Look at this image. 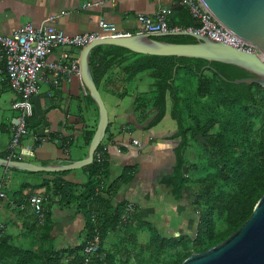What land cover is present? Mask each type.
Segmentation results:
<instances>
[{
	"label": "crops",
	"instance_id": "crops-1",
	"mask_svg": "<svg viewBox=\"0 0 264 264\" xmlns=\"http://www.w3.org/2000/svg\"><path fill=\"white\" fill-rule=\"evenodd\" d=\"M86 2L98 4L83 7ZM182 8L188 10L178 0H0V32L10 34L25 22L40 25L48 16L54 15V26L66 34L99 33L100 20L113 23L122 33H136L143 29L138 15L153 16L162 9H169L167 19L170 26L172 21H182L179 12ZM174 27L180 28L178 25ZM58 52L59 49H53L47 60H56ZM78 54L79 49H70L71 57ZM70 61L68 59L65 63L70 66ZM155 82L150 69L139 71L129 79L123 65L117 63L98 82L109 121L100 143L102 158L97 160L95 156L100 164L99 173L93 177L96 192L108 198L112 205L126 202L123 214L128 204L133 203L135 206L134 212L122 224L126 228L121 232H117V229L108 231L100 237L99 246L104 254L106 251L119 253L122 250L120 240L113 242L114 234L134 238L130 227L138 214L145 223H148V219L154 220V227L160 234L163 228L168 230V236L195 232L196 224L194 231L187 230L196 217L191 208V193L186 191L182 199L175 200L160 183L162 176L172 172L174 149L179 140L174 137L177 128L169 114V104L161 120L148 127L154 114L151 107ZM37 85L36 93L28 99L29 132L23 138L24 144L33 149V155L24 156L21 161L47 166L84 158L89 144L86 132L96 128L98 109L91 102L79 74L71 73L67 78L65 73L60 72L53 81L51 73L44 68L39 74ZM21 99L5 76V64L0 56V157L7 160L19 114L17 105ZM135 106H142V109L135 110ZM33 137L36 140H32ZM127 168H131L132 176L123 182L121 179L128 177L125 173ZM56 179L73 182L78 187L87 181L88 176L82 167L45 172L0 166V189L6 195L0 198V228L19 236L24 230L35 228L36 231H46L49 226L51 242L56 250L73 248L85 241L86 216L76 206H67L60 201V195L53 189ZM113 185L114 193L111 194ZM32 193L44 197L46 212L42 222H39L27 203ZM156 202L173 206L186 215L184 220L174 223L165 220L163 224L161 220H155V213L161 207L164 210L163 205L157 207ZM135 242L138 244L136 238ZM47 244L48 241H45L44 245Z\"/></svg>",
	"mask_w": 264,
	"mask_h": 264
},
{
	"label": "trees",
	"instance_id": "trees-1",
	"mask_svg": "<svg viewBox=\"0 0 264 264\" xmlns=\"http://www.w3.org/2000/svg\"><path fill=\"white\" fill-rule=\"evenodd\" d=\"M179 12L182 21H172L170 27L178 25L184 30L194 26L188 10L182 8ZM154 38L175 43L195 41L184 34ZM115 63L123 65L129 79L139 71L151 70L156 89L152 94L154 114L148 127L161 120L169 104V114L177 128L174 137L179 141L174 149L172 172L162 176L160 183L175 200L182 199L186 191L191 193L196 227L192 235L179 233L166 237H161L155 228L156 233L142 244H136L134 235V238L121 236L123 248L119 253L106 251L103 260L93 257L90 264H180L191 253L210 248L238 229L264 191V88L258 83L232 82L253 76L234 64L143 54L117 45H97L90 51L89 65L97 87ZM192 74L197 80L194 86ZM140 109L142 106H135V110ZM86 133L88 144L94 130ZM195 140L198 148L186 159L184 151ZM100 147L101 144L97 150ZM82 168L88 176L83 185L77 187L73 182L56 179L53 189L60 195V201L76 206L86 216L85 241L73 248L56 250L49 226L46 231L27 229L19 236L5 232L2 227L0 264H85L83 247L95 228L103 237L126 223L121 220L126 202L112 205L96 192L93 177L99 173L100 164L95 155L93 162ZM125 173L128 177L121 179L123 182L131 179V168ZM94 212H98L97 223L92 220ZM28 234L31 236L26 240ZM132 241L138 249L128 248L127 242ZM99 251L103 252L101 246Z\"/></svg>",
	"mask_w": 264,
	"mask_h": 264
},
{
	"label": "water",
	"instance_id": "water-1",
	"mask_svg": "<svg viewBox=\"0 0 264 264\" xmlns=\"http://www.w3.org/2000/svg\"><path fill=\"white\" fill-rule=\"evenodd\" d=\"M201 1L221 25L253 45L257 51L240 50L208 36L183 29L167 33L136 32L126 36L93 39L81 47L78 54L79 76L98 109L96 128L88 144L86 156L80 160L69 161L67 164L47 166L0 157V166L30 171L59 172L75 170L92 163L94 152L104 138L109 121L108 111L93 80L89 65L90 51L97 45H117L143 54L203 58L209 61L234 64L253 76L234 79L232 82L258 83L264 88V0ZM192 23L197 25L200 22L193 19ZM168 34L189 35L195 41L175 43L154 38V36ZM180 264H264V191L255 203L251 215L238 229L210 248L191 253Z\"/></svg>",
	"mask_w": 264,
	"mask_h": 264
},
{
	"label": "built area",
	"instance_id": "built-area-1",
	"mask_svg": "<svg viewBox=\"0 0 264 264\" xmlns=\"http://www.w3.org/2000/svg\"><path fill=\"white\" fill-rule=\"evenodd\" d=\"M186 7L192 17L200 23L190 26L184 30H189L195 34L208 36L220 42H224L237 49L252 52L257 49L248 42L240 39L231 31L221 25L213 15L203 5L201 0H178ZM98 4L97 2H86L83 7ZM169 9H162L153 16L138 15L137 19L143 24V29L138 32L146 33H167L180 30V28L170 27L167 16ZM56 16H48L40 25H34L25 22L10 34L0 32V56L5 64V76L11 88L21 96L18 102L19 114L16 117V125L9 148L10 156L8 160L21 161L24 156H32L33 149L29 145L23 144V138L28 135L26 118L29 114V98L36 93L38 89L39 74L46 68L52 75L53 81L60 72L66 74L69 78L71 73L79 74L78 56L71 57L70 49H81L89 41L108 36H126L131 33L120 32L113 23L100 20L98 25L100 32H86L82 34H66L64 31L56 28L53 24ZM59 49L57 59L48 61L47 56L53 51ZM70 59V66L65 62ZM22 140V141H21ZM32 140H36L33 137ZM15 150L17 153L15 154ZM102 151L100 149L94 152L97 160H101ZM5 193L0 189V198L5 197ZM27 203L31 210L36 214L39 222L43 221L46 209L44 208V197L38 193H32L27 198ZM135 210L133 203L127 205L122 216L125 222L127 217ZM94 223H97L96 215L92 217ZM100 233L95 228L91 237L86 240L84 246V261L89 264L93 257L103 260L105 254L99 251Z\"/></svg>",
	"mask_w": 264,
	"mask_h": 264
},
{
	"label": "rangeland",
	"instance_id": "rangeland-1",
	"mask_svg": "<svg viewBox=\"0 0 264 264\" xmlns=\"http://www.w3.org/2000/svg\"><path fill=\"white\" fill-rule=\"evenodd\" d=\"M207 74H209V72H206ZM191 77L194 79L193 80V85L192 86H194L195 85V80H196V76L195 75H191ZM197 81V80H196ZM96 127V126H95ZM95 130V129H94ZM197 141L195 140V142L194 141H191L190 143H189V145L186 147V149H185V151H184V156H185V158L187 159V157L188 158H190V155H191V153H193V152H195L196 151V149L198 148V143H196ZM22 143L24 144V142L22 141ZM193 143H195L194 145H193ZM74 147V146H73ZM163 205V209L164 210H162V207H161V209H159L156 213H155V220H157V221H159V220H161L162 222V224L164 223V221L165 220H170V222L171 223H174V222H176V221H180L181 219L182 220H184V217L186 216L185 214H181L180 213V211H177L173 206H171V205H169L168 203H157L156 202V206L157 207H159L160 205ZM136 214V213H135ZM162 214H164V215H162ZM135 219L137 220V221H135ZM134 219V221H133V223H132V226L130 227L131 228V230L133 231V233L135 234V238H136V241L138 242V244H142V243H145L146 241H148L149 240V238H150V236L156 231L155 230V221L154 220H152V219H148L147 221H148V223H145L143 220V218L140 216V214H138L137 215V217ZM195 219H196V217H195ZM128 221H130V220H128ZM154 221V222H153ZM190 222H192V221H190ZM190 225V226H189ZM188 225V231L189 232H192V231H194V225H195V222H192V225L191 224H189ZM126 228L127 226H124V225H121V226H119L118 227V230L119 231H117V232H121V230L123 229V228ZM167 229L166 228H163V231H162V229H160V232L162 233V234H160V236L162 237V236H168V234H166L167 233ZM165 232V233H164ZM181 232V231H180ZM183 232V231H182ZM156 233V232H155ZM178 233V232H177ZM193 233H191L190 235H192ZM29 236H31V235H27V236H25V238H26V240H28L30 237ZM121 234H114V237H113V242L115 241V240H118L119 241V239L121 238ZM159 236V237H160ZM171 236V235H170ZM176 236V235H175ZM127 244H128V248L129 249H132V250H134V249H138V245H136L137 246V248H135V244H134V242L132 241V242H127ZM91 263V262H90ZM89 263V264H90Z\"/></svg>",
	"mask_w": 264,
	"mask_h": 264
},
{
	"label": "clouds",
	"instance_id": "clouds-1",
	"mask_svg": "<svg viewBox=\"0 0 264 264\" xmlns=\"http://www.w3.org/2000/svg\"><path fill=\"white\" fill-rule=\"evenodd\" d=\"M97 150V149H96Z\"/></svg>",
	"mask_w": 264,
	"mask_h": 264
}]
</instances>
